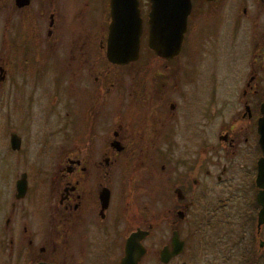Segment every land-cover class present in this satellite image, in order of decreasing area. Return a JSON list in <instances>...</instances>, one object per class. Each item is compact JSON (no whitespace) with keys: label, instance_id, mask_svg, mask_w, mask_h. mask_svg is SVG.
Wrapping results in <instances>:
<instances>
[{"label":"flooded vegetation","instance_id":"flooded-vegetation-1","mask_svg":"<svg viewBox=\"0 0 264 264\" xmlns=\"http://www.w3.org/2000/svg\"><path fill=\"white\" fill-rule=\"evenodd\" d=\"M111 7L0 0V264H264V0H191L170 57L138 0L123 62Z\"/></svg>","mask_w":264,"mask_h":264},{"label":"water","instance_id":"water-1","mask_svg":"<svg viewBox=\"0 0 264 264\" xmlns=\"http://www.w3.org/2000/svg\"><path fill=\"white\" fill-rule=\"evenodd\" d=\"M149 2L148 46L154 53L170 57L179 50L191 0H149ZM111 4L110 30H113L115 25H118L120 30L125 29L128 43L125 47H120L114 40L107 49V55L114 62H123L136 57L138 52V35L141 28L138 0H111ZM260 111L258 133L259 143L264 151V101ZM129 262V257L123 259V264Z\"/></svg>","mask_w":264,"mask_h":264}]
</instances>
